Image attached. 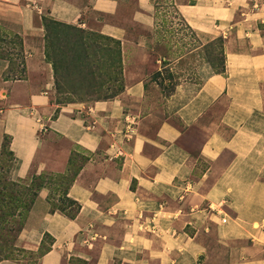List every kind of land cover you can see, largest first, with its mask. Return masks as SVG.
<instances>
[{
	"label": "crops",
	"instance_id": "obj_1",
	"mask_svg": "<svg viewBox=\"0 0 264 264\" xmlns=\"http://www.w3.org/2000/svg\"><path fill=\"white\" fill-rule=\"evenodd\" d=\"M159 1L0 0V30L20 37L24 54L20 78L0 57L12 180L62 175L86 157L68 193L78 215L52 212L43 188L26 218L19 249L53 240L37 264H264V0H172L202 44L225 39L226 70L195 91L177 86L162 118L145 88L159 62ZM46 16L120 41L123 92L56 103Z\"/></svg>",
	"mask_w": 264,
	"mask_h": 264
},
{
	"label": "rangeland",
	"instance_id": "obj_2",
	"mask_svg": "<svg viewBox=\"0 0 264 264\" xmlns=\"http://www.w3.org/2000/svg\"><path fill=\"white\" fill-rule=\"evenodd\" d=\"M130 1L133 6L134 0ZM157 5L156 12L154 13V26L151 29V33L154 60L156 59L159 62H157V70L151 73L148 78L145 88L147 108L151 110L152 113L156 114V116L162 118L165 100L172 89H176L177 86L185 84L188 85L191 90L195 91L203 84L208 76L223 70L225 51L223 52L219 40H221L224 45L225 39L220 37L212 42L202 44L196 35L189 30L184 19L174 12L172 0H160ZM243 8L247 9V5L243 6ZM123 13L126 14L125 10ZM46 18L48 17L46 16ZM118 23L122 22L118 21ZM74 27L79 28L77 26ZM138 28L140 32H144L141 27ZM59 29V41L53 40L51 44H47L49 45L51 54L56 57L59 67L62 68L58 76L59 87L55 85L54 98L56 103L95 102V100L110 96L112 93L108 92L89 95L91 92L89 93V90L84 86L85 83H82V81H86L85 78H89L87 74L88 67L94 63L92 55L94 49L88 47L86 48L88 53H82L84 49L77 43L76 39L71 38L72 33L63 27H59ZM79 29L100 34L83 28ZM103 43L102 41V44H100L101 48L107 46ZM68 46H72L73 50L77 53L80 51L82 63L84 65L81 71L72 70V62L70 61L73 60L72 58L76 52L73 51L69 53L67 49ZM95 51L99 53L98 60L101 62L100 64L103 65L102 63L105 61L103 52H100L99 49ZM62 54H68V56L62 59ZM0 57L9 60L10 77L20 78L22 76L21 66L23 64L24 54L19 46V42L15 39L14 35H8L1 30ZM62 61L64 64L61 63ZM65 67L69 69L65 70ZM85 161L86 157L84 155L76 154L72 158L69 169L74 172L81 164H84ZM45 175H48L45 177V182L50 190L49 202L51 205L60 206L61 203H59V201H61V198L63 199V191L67 182L61 181L59 177H57V174ZM33 176L34 175L24 180L29 181ZM11 256L15 260L22 262V264L36 263V255L13 252Z\"/></svg>",
	"mask_w": 264,
	"mask_h": 264
},
{
	"label": "trees",
	"instance_id": "obj_3",
	"mask_svg": "<svg viewBox=\"0 0 264 264\" xmlns=\"http://www.w3.org/2000/svg\"><path fill=\"white\" fill-rule=\"evenodd\" d=\"M172 7L174 9V12L178 14V11L174 4L172 5ZM43 25L46 33L45 56L48 62L51 63L53 66L55 85H57V87H59V71L62 68L59 67L56 57L51 54L49 45L47 44H51L53 40L59 41V27H63L67 29L70 33H72L71 38L76 39L77 43L84 49L82 53L87 54L88 52L86 48L88 47L94 49L92 54L94 58V63L88 67L87 74L89 78H85L86 81H82V83H85L84 86L87 88V90H89V93L91 92V94L89 95H97L102 94L104 92L112 93L110 96H107L103 99L95 100L106 101L115 98L121 92H123L124 85L122 77V47L120 41L102 34L86 32L74 26L57 22L49 17H43ZM187 27L189 28V30H191L188 25ZM191 32L194 34L192 30ZM14 37L19 42V46L22 50V41L20 37ZM102 41L104 42L103 44L107 45L105 46V48H101L100 46V44H102ZM219 42L221 43L222 50L224 52V45L221 40H219ZM67 49L69 53L75 51L73 50L72 46H68ZM97 49H99L100 52L102 51L104 54L103 56L105 58V61L104 63H102L103 65H101V62H99L98 60L99 53L95 51ZM66 56H68V54L61 55L62 59ZM72 59L73 60L70 61L72 62V70L75 69L76 71H81V69L84 68V65L82 63V55L80 54V51L79 53H74V57ZM61 63L64 64L63 61ZM68 69L69 68L65 67V70ZM225 70L226 65L224 60L223 70L219 73H225ZM174 90L175 89H172L170 91L169 96L174 92ZM13 162L14 154L10 150V139L6 136L4 137V141L0 148V262L4 260H15L11 256V253L22 252L30 255H36L35 264H37L38 260L50 251L51 246L53 244L52 238L46 235L37 253L19 249L16 246V241L24 227L26 218L30 210L32 209V206L34 205V202L39 196L40 191L43 188H48L47 183L45 182V177L48 175H34L29 181L12 180L10 178V170L13 166ZM82 165L83 164H81L80 167L74 172L68 169L67 173L57 176L61 181H66L67 184L65 185L63 191V199L61 198V201H59V203H61L60 206L50 204L52 212H60L71 219H74L80 212V205L76 201L69 198L68 193Z\"/></svg>",
	"mask_w": 264,
	"mask_h": 264
}]
</instances>
